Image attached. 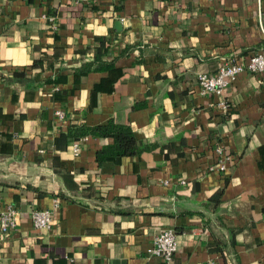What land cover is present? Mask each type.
Returning <instances> with one entry per match:
<instances>
[{"label": "crops", "instance_id": "1", "mask_svg": "<svg viewBox=\"0 0 264 264\" xmlns=\"http://www.w3.org/2000/svg\"><path fill=\"white\" fill-rule=\"evenodd\" d=\"M117 1L0 0V214L18 210L0 264H163L164 226L176 264H264V73L197 81L264 52V0ZM108 119L153 146L99 165L112 139L84 135L75 153L68 127Z\"/></svg>", "mask_w": 264, "mask_h": 264}, {"label": "built area", "instance_id": "2", "mask_svg": "<svg viewBox=\"0 0 264 264\" xmlns=\"http://www.w3.org/2000/svg\"><path fill=\"white\" fill-rule=\"evenodd\" d=\"M247 70L249 72L264 73V52H253L246 60L233 61L226 60L218 67L214 73L200 72L197 75L199 91L202 94L214 92L221 93L235 76ZM222 106L225 107V104ZM56 114L59 118L64 117V111L57 109ZM73 150L78 151L77 140L73 141ZM217 154L216 162L210 168H217L223 170L227 167L229 155L225 152L222 145L215 146ZM33 226L37 228L49 227L52 222V211L50 208H34L30 213ZM18 223V210L8 205L1 211L0 214V239L8 236L9 232L13 230ZM177 250V234L171 226H164L158 229L154 235L153 242L149 248V253L160 256L163 264H176L174 255ZM203 264H215L213 260L204 262Z\"/></svg>", "mask_w": 264, "mask_h": 264}, {"label": "trees", "instance_id": "3", "mask_svg": "<svg viewBox=\"0 0 264 264\" xmlns=\"http://www.w3.org/2000/svg\"><path fill=\"white\" fill-rule=\"evenodd\" d=\"M118 2H120V0H118L117 3ZM119 6H121L120 3H115V7ZM96 40L99 43L94 46L93 62L96 63L94 68L113 67L112 61L107 62L102 59L104 53L103 45L107 43L108 40L105 36H98L96 37ZM89 68L90 65L88 63L84 65V69ZM68 135L71 136L73 140H78L84 135L111 137V142L104 143L96 152V160L99 165L116 161L123 155H138L141 151L153 146L152 144L140 146L133 129L128 124L118 123L113 119H108L106 122L93 125H87L84 123L73 126L71 125L68 127Z\"/></svg>", "mask_w": 264, "mask_h": 264}]
</instances>
